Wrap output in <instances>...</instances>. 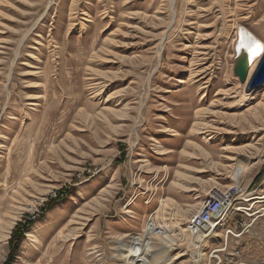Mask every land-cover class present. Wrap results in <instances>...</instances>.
<instances>
[{
  "label": "rangeland",
  "instance_id": "rangeland-1",
  "mask_svg": "<svg viewBox=\"0 0 264 264\" xmlns=\"http://www.w3.org/2000/svg\"><path fill=\"white\" fill-rule=\"evenodd\" d=\"M243 27L264 42V0H0V264L19 222L10 264H123L115 242L156 216L184 233L174 264H217L185 232L216 190L247 210L206 251L264 264V85H248L260 57L234 72Z\"/></svg>",
  "mask_w": 264,
  "mask_h": 264
},
{
  "label": "bare ground",
  "instance_id": "bare-ground-1",
  "mask_svg": "<svg viewBox=\"0 0 264 264\" xmlns=\"http://www.w3.org/2000/svg\"><path fill=\"white\" fill-rule=\"evenodd\" d=\"M240 30L241 31L239 33L241 36L239 35L240 39L237 41V44H236L237 53L240 52L241 49H243L245 52L248 53V56L250 58V64H252L257 60L258 57L261 58L262 55L264 54V42L260 36L252 34V32L249 31L246 27H243ZM34 56H35V54H34ZM100 89H101V87H100ZM38 98H39V96H38ZM35 110H37V109L35 108ZM202 129H204V128L201 127L200 123H197L196 126L194 127L193 131H195V134L196 133L199 134V133H201L200 131ZM175 135L178 136L179 134L175 133ZM205 139H206V141H211L213 139V137L206 135ZM158 148H159L158 151H161V152L163 151L162 147L158 146ZM201 149H202V151L205 152L206 156L209 155L208 152L206 151V149H204V148H201ZM145 161H146V166L149 167V161H147V160H145ZM236 171L237 172L235 173V180L239 181L241 176L244 173L243 172L244 169L240 166L238 168V170H236ZM104 177L105 176H101L100 180L101 181L104 180ZM180 177H181V175H180ZM175 184H176V186H178L182 190H185L187 192H191L192 186L190 184H188V182L185 183V181H184V183H180V184H179V182L178 183L175 182ZM214 194H215L214 196H217V195L221 194V191L216 190ZM253 199H255V196L250 197L248 200L250 201ZM72 200L76 201L77 199H76V197H73ZM169 200H171V198H169ZM236 201H238V200H236ZM134 203H135L134 201L129 203L124 208V213L130 214L131 211L128 210V207ZM162 205H163V203H162ZM252 206H253V204H252ZM176 207L180 210L179 212L182 215H185L184 217H186V218L188 217L189 210H183L177 205H176ZM200 209H201V207H200ZM200 209L197 210L196 213H198L200 211ZM244 210H247V207L245 206L244 202L236 203L233 201V203L229 206L228 210L225 213H223V216L221 217L220 221L214 226V228L209 233L208 232L199 233V234H196V236H194L193 232H191L189 229H185V232L187 234L190 233L189 238L192 240V243H191V245H189V247L191 246L192 251L197 249V252H196L198 254V255L196 254L197 255L196 257L198 259L197 263L199 261H208V260H210V258L214 257L216 252L222 251L221 248H217V249H215L213 254H208V252L206 251L207 247H205L206 244L204 245L203 243H205L206 241H209L211 238V235L220 236L221 235L220 232H217L218 229L222 225H226L229 222V219L232 218L233 215H235L236 211H244ZM159 212H160V210H158L156 213L159 214ZM124 216H125V214H124ZM14 219H16V218H14ZM157 219H158V216H156L154 218H152V217L150 218L147 227L143 231L144 233L138 234V235H129L128 238H126V239L120 238L118 241L115 242L117 247L119 248V250L122 251L119 259L124 261L123 264H174L176 261H178V259L181 256L179 255V256L174 257L172 252H174L176 249H178L179 246L180 247L182 246L180 241L184 240V238H183L184 233L175 234L173 232H170L169 229H167V226L164 225L163 223L158 222ZM190 219H191V217H190ZM160 227H161L162 232L160 231L157 233L156 230ZM28 235L30 238L35 237V242L38 241V238H37L35 232H30ZM155 236H156V238H155ZM199 238H200L199 241L201 242V245L197 242V239H199ZM214 239H215V237H214ZM235 252H237V251H235ZM149 256L151 257V259L149 258Z\"/></svg>",
  "mask_w": 264,
  "mask_h": 264
},
{
  "label": "built area",
  "instance_id": "built-area-1",
  "mask_svg": "<svg viewBox=\"0 0 264 264\" xmlns=\"http://www.w3.org/2000/svg\"><path fill=\"white\" fill-rule=\"evenodd\" d=\"M233 198H234L233 193L227 191L217 196L213 195L205 199V201L201 206L200 211L191 216L189 223H187V228L194 233V236H196V234L199 233H205V232L209 233L214 228V226L220 221L221 217L223 216V213H225L228 210V207L230 206L231 202H233L234 200ZM221 207H223V211H219ZM215 213H218L217 217L214 216ZM231 235L234 236L235 232L232 229L229 228L226 229L225 237H227V239L225 240V242L228 241V238ZM211 237H217V236L211 235ZM199 240L200 238L197 239V242L201 245V242ZM209 241H206L204 245ZM213 258L217 259V264L223 263V260L219 255L215 254Z\"/></svg>",
  "mask_w": 264,
  "mask_h": 264
},
{
  "label": "water",
  "instance_id": "water-1",
  "mask_svg": "<svg viewBox=\"0 0 264 264\" xmlns=\"http://www.w3.org/2000/svg\"><path fill=\"white\" fill-rule=\"evenodd\" d=\"M250 67L251 64L248 53L241 49V51L238 52L235 56L234 68V72L239 77L241 82L245 83L248 80ZM248 82L250 89H254L264 85V54L260 58L259 63L254 73L249 78ZM219 211H223V207H221ZM214 216L217 217L218 213H215Z\"/></svg>",
  "mask_w": 264,
  "mask_h": 264
},
{
  "label": "trees",
  "instance_id": "trees-1",
  "mask_svg": "<svg viewBox=\"0 0 264 264\" xmlns=\"http://www.w3.org/2000/svg\"><path fill=\"white\" fill-rule=\"evenodd\" d=\"M63 191H60L58 198H60V195ZM28 228L25 224L19 222L18 225L15 227L12 237L10 239V248H11V255L9 256V260L5 264H10V258L12 257V254L16 252L19 248V245L21 244L24 232Z\"/></svg>",
  "mask_w": 264,
  "mask_h": 264
}]
</instances>
